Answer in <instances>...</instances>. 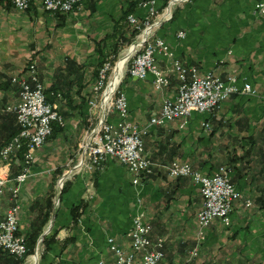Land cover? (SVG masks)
<instances>
[{
	"label": "crops",
	"instance_id": "0c3cea01",
	"mask_svg": "<svg viewBox=\"0 0 264 264\" xmlns=\"http://www.w3.org/2000/svg\"><path fill=\"white\" fill-rule=\"evenodd\" d=\"M126 1L86 0L76 11L55 13L43 10L39 0H29L22 10L0 0V104L17 100V84L10 77L25 76L31 59L44 89L63 95L51 96L62 123L35 150L19 187V231L27 240L36 234L32 252L20 264H113L106 238L126 248L135 213L149 224L150 237H163L164 263H181L194 243L200 195L187 176L170 177L157 166L172 159L203 172L226 164L229 180L242 193L228 226L216 218L207 225L189 264H264V12H252L260 0H154L158 12L169 2L171 14L150 33L164 39L181 63L211 69L222 79L234 75L237 85L248 82L255 93H232L210 112L192 111L183 122L178 118L151 126L143 136V150L156 165L136 183L114 157L97 169L75 167L79 142L95 119V114L88 117L89 94L83 98L86 87L78 81L96 62L97 42L119 23ZM145 10L139 4L132 14L141 19ZM155 56L159 68L169 65L165 55ZM167 77L168 84L156 90L149 72L143 78L122 76L129 118L144 123L157 114L162 96H172L177 85L173 71ZM107 118L115 119L114 113ZM202 120L209 122L208 131ZM15 127L14 114L0 109V143ZM16 164L10 165L0 193V218L10 204ZM244 197L249 206L243 205ZM75 205L76 216L71 210ZM0 264H15L14 257L0 250Z\"/></svg>",
	"mask_w": 264,
	"mask_h": 264
},
{
	"label": "built area",
	"instance_id": "2783aa9c",
	"mask_svg": "<svg viewBox=\"0 0 264 264\" xmlns=\"http://www.w3.org/2000/svg\"><path fill=\"white\" fill-rule=\"evenodd\" d=\"M84 1L39 0L41 8L50 12H68L73 7L81 8ZM9 2L15 8L22 10L27 7L29 0H9ZM140 5L146 7L141 19L133 14H128L126 17L127 21L139 29V32L125 60V70L127 69L129 75L137 78H143L147 72L151 73V84L159 90L168 84L167 71H173L178 79L177 90L172 96L165 97L161 101L157 114L150 116L146 122L139 123L129 118L125 95L118 87V81L113 83L109 79L102 87V81L97 80L95 89L103 88L104 91L109 85L105 109L101 118L98 112L96 128L93 126L86 139L79 143L80 157L76 163V167L79 168H99L106 158L114 157L131 173L133 183L138 182L144 173H150L153 165H156L143 150V135L151 126L178 118L183 122L192 111L210 112L232 93H255V89L248 82L244 81L237 85L234 75L222 79L211 69L199 71L194 64L181 63L172 54L164 39L151 35V28L143 35V30L149 26V18L170 13L166 8L168 5L159 13L154 0H142ZM252 12L256 15L262 14L264 2L256 1ZM183 35L182 30L177 31V36ZM160 53L169 59V65L164 69L159 68L155 63V55ZM105 68L100 69V77L103 76ZM24 70L25 76L14 74L10 77V80L17 84V100L0 104L1 110L14 114L17 125L16 132L0 145V193L9 179V167L13 158L22 151L20 157L22 165L11 178L10 204L0 218V249L17 257L20 244L25 240L24 234L19 231L17 225L19 187L29 174L35 150L51 133L52 124L62 123L55 105L45 98L44 87L36 74L35 60L29 61ZM100 101H104L103 95L100 96ZM87 107L88 113L95 112V109L100 111L96 91L88 99ZM110 112L114 113L115 119L107 118ZM201 127L204 131H208L210 124L207 120H202ZM157 166H160L170 177L187 176L197 186L201 196V206L195 216L196 240L181 262L186 264L197 254L205 227L214 218L227 224L233 203L242 196V193L229 180L227 167L224 164L217 165L211 172L193 169L188 162L177 159L158 163ZM250 203L248 197L243 198V205L249 206ZM148 232L149 224L143 220L140 213H135L131 216L127 228L129 242L126 248L116 244L111 236H107V246L112 252L113 264H166L163 261V238L159 235L150 237ZM101 262L102 260L98 261Z\"/></svg>",
	"mask_w": 264,
	"mask_h": 264
},
{
	"label": "rangeland",
	"instance_id": "374dc122",
	"mask_svg": "<svg viewBox=\"0 0 264 264\" xmlns=\"http://www.w3.org/2000/svg\"><path fill=\"white\" fill-rule=\"evenodd\" d=\"M27 6H28V4H27ZM166 8H168V7L166 6ZM76 9H78V8L73 7L68 12L76 11ZM162 10H163V8L159 11V13H161ZM58 13H63V12H58ZM168 13H170V9H169V12ZM129 14H132V13H129ZM170 14H164V15L160 16L159 18H157L158 15L157 16H154L152 18H149V25H151L150 28L152 29V27L156 26L157 25L156 22L159 19H165V20L168 19L170 17ZM127 15H126V17H127ZM118 22L119 23L117 25H115L114 27H112V29L100 39L101 40L100 41L101 43L97 42V45L99 47V50L95 51V55L98 54V57L96 58V62H93L92 64H89V66H91V67H87V69L85 67L83 68V69H86V70H84V71H86V73H84L85 75H81V79L78 81V83H80V81H81V85L84 86V87H86V91H84L83 98L85 99L86 95L89 94V96L86 99V102L88 101V99L90 98V96L94 93V91H96V93H97V100L100 102V106H101V104H102L103 101H100V96L103 95V88L95 89V86H97V84H96L97 80H101L102 81V84H103L102 87H104L105 84L108 82L109 79H111V80L114 79L113 80V83L116 82V81H118L117 84H118V87H120V81H121L122 76L125 75V74H128L129 75V72L127 71V69L125 70V64H126L125 63V60H126L127 56L129 55V53H130L131 50H129L128 53H127V50H128V48L130 47L131 44L132 45L135 44V42H133V41L136 40V38H137L136 34L139 32V29L137 28L138 31L135 34L129 35L130 29L132 27H134L133 24L131 22L127 21V18H126V21H124L122 19H119ZM120 32H121V34H120ZM124 33H126V34H124ZM126 53H127V55H126ZM125 55H126V58L124 59V56ZM155 58H156V56H155ZM31 60H34V59H31ZM31 60H28L25 63V65L29 61H31ZM102 67H106V68L103 71V76L100 77V69ZM24 68H25V66H24ZM36 74L38 75L37 67H36ZM176 79H177V77H176ZM177 85H178V79H177ZM177 85H176V88L174 90V93L177 90ZM152 87H153V85H152ZM154 89H156V88H154ZM156 90H159V89H156ZM48 93H49L48 94V98L50 99V100L48 99L49 102L53 103L55 105V108H56L57 106H56L55 102L52 100L51 96H53V98L63 97L62 93L58 89H55V91L50 90V91H48ZM165 97H170V96L163 95L162 98H161V101H163V99ZM56 110H57V108H56ZM98 112H99V109H95V112L88 113V117L89 118H91L92 115L95 114V119H94V121L92 120V124L90 125V129L93 128V126L95 125V123L97 121ZM85 139H86V137L84 139H82L79 143H81ZM193 169H196V168H193ZM199 195H200V193H199ZM200 206H201V196H200ZM200 206H199V208H200ZM199 208H197L196 211H195V213H194V240H193L194 242L196 240L195 216H196V213H197V211H198ZM219 223L221 225H223V226H228L229 223H230V220L227 222V224L222 223L220 221H219ZM203 233H204V231H203ZM200 242H201V240H200ZM22 245L25 248H24L23 254L20 257H24V254H25V251H26L25 241H23V244ZM198 247H199V245H198ZM162 248H163V246H162ZM197 254H198V251H197ZM197 254L194 257H196ZM186 255H187V252H186ZM193 258H191V259H193ZM179 264H181V263H179ZM186 264H189V262H187ZM197 264H202V263H197Z\"/></svg>",
	"mask_w": 264,
	"mask_h": 264
},
{
	"label": "trees",
	"instance_id": "16d2710c",
	"mask_svg": "<svg viewBox=\"0 0 264 264\" xmlns=\"http://www.w3.org/2000/svg\"><path fill=\"white\" fill-rule=\"evenodd\" d=\"M8 3H10L9 2V0H6ZM142 0H127L126 1V5H125V7H124V9H123V11L121 12V14H120V17H119V19H122V20H124V21H126V15L127 14H129V13H132L133 12V10L135 9V7H136V5H139L140 4V2H141ZM138 31V29L136 28V27H132L131 29H130V31H129V35H132V34H135L136 32ZM120 34H121V32H120ZM50 90H52V91H55V89H44V93L46 94L45 95V98H46V100H48L49 98H48V91H50ZM50 100V99H49ZM48 100V101H49ZM17 126V125H16ZM56 126V123H53L52 124V130L54 129V127ZM16 130H17V127H15V129H14V131L12 132V133H10V135L3 141V142H1L0 143V145L2 144V143H4L13 133H15L16 132ZM21 152L22 151H20V152H18V154H17V156H18V158H20L21 157ZM16 164V163H15ZM18 167H19V169H20V166L18 165V164H16ZM63 185H62V189H63ZM61 189V190H62ZM76 207H77V205H75V206H73L72 208H71V210L73 211V210H75V216H76ZM35 235L36 234H34V235H31V236H29V240H27V237L25 236V245H26V251H25V254H24V256L26 255V254H28V253H30V252H32V246H33V243H34V239H35ZM1 251H2V249H0ZM4 251V250H3ZM9 255H12V254H10L9 253ZM13 256V255H12ZM14 257V262H15V264H20L21 262H22V260H23V258L24 257H15V256H13Z\"/></svg>",
	"mask_w": 264,
	"mask_h": 264
},
{
	"label": "water",
	"instance_id": "95a60500",
	"mask_svg": "<svg viewBox=\"0 0 264 264\" xmlns=\"http://www.w3.org/2000/svg\"><path fill=\"white\" fill-rule=\"evenodd\" d=\"M171 1H175V0H170V2ZM159 22V21H158ZM151 27V25H149L148 27H146L144 30H143V35H145V33H146V31L149 29ZM131 47V48H130ZM130 49L128 48V50H127V53L129 52V50H131L132 49V47H133V45L131 44L130 45ZM126 53V54H127ZM125 58H126V56H125ZM113 80L114 79H112L111 80V82H113ZM108 89H109V85H107L106 87H105V89H104V91H103V99H104V101L102 102V104H101V106H100V117L99 118H101L102 116H103V112H104V109H105V100H106V98H107V95H108ZM96 126H97V123L94 125V128H96ZM77 166V165H76ZM75 166V167H76ZM63 176H64V174L61 176V178H60V182H59V188L61 187V180H62V178H63ZM32 255H35V257H36V249H34V252H33V254Z\"/></svg>",
	"mask_w": 264,
	"mask_h": 264
},
{
	"label": "bare ground",
	"instance_id": "6f19581e",
	"mask_svg": "<svg viewBox=\"0 0 264 264\" xmlns=\"http://www.w3.org/2000/svg\"><path fill=\"white\" fill-rule=\"evenodd\" d=\"M168 8H170V6H169V4H168ZM131 48V47H130ZM129 48V49H130ZM127 55V54H126ZM125 55V56H126ZM125 56H124V59H125ZM20 152V151H19ZM18 154V153H17ZM17 154H16V156L13 158V160H12V163H17V162H20V158H18V156H17ZM11 163V164H12ZM21 163V162H20ZM18 200V199H17ZM23 241H25V240H22V242H21V244H20V251H18V257H20L22 254H23V252H24V246L22 245L23 244ZM13 255V254H12ZM14 256V255H13ZM15 257H17V256H15ZM35 257V255H33V258Z\"/></svg>",
	"mask_w": 264,
	"mask_h": 264
}]
</instances>
